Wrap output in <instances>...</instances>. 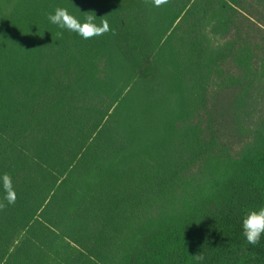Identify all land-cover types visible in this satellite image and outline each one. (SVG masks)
<instances>
[{
	"label": "trees",
	"instance_id": "obj_1",
	"mask_svg": "<svg viewBox=\"0 0 264 264\" xmlns=\"http://www.w3.org/2000/svg\"><path fill=\"white\" fill-rule=\"evenodd\" d=\"M16 5L0 6V177L17 197L0 264H264V236L242 234L264 207V0ZM57 7L115 35L58 36Z\"/></svg>",
	"mask_w": 264,
	"mask_h": 264
},
{
	"label": "clouds",
	"instance_id": "obj_2",
	"mask_svg": "<svg viewBox=\"0 0 264 264\" xmlns=\"http://www.w3.org/2000/svg\"><path fill=\"white\" fill-rule=\"evenodd\" d=\"M145 3H150L152 6L159 8L168 4L169 0H145ZM92 13L86 14L83 21H81L70 14L66 8L57 7L54 12L47 14V19L51 24L62 30L57 33L58 36L63 35V30L73 32L83 40L104 36L109 32L115 35L106 19L101 20L97 24V17ZM0 181H2L4 191V196L0 199V211H2L8 206L14 205L17 197L9 174H3L0 177ZM242 234L249 245L256 246L260 243L261 237L264 236V207H260L258 210H251L243 217ZM197 259L203 260L204 257L199 255Z\"/></svg>",
	"mask_w": 264,
	"mask_h": 264
},
{
	"label": "rangeland",
	"instance_id": "obj_3",
	"mask_svg": "<svg viewBox=\"0 0 264 264\" xmlns=\"http://www.w3.org/2000/svg\"><path fill=\"white\" fill-rule=\"evenodd\" d=\"M15 4H17L16 6H22V9L17 10V14H27L29 7L32 6H34V9L38 7L39 13H41V6H56L57 0H0V6H15ZM9 12L12 13V9H9ZM12 14H15V11ZM23 18L24 16H22V20ZM167 18L168 16L166 15L165 19ZM151 121H158V118Z\"/></svg>",
	"mask_w": 264,
	"mask_h": 264
}]
</instances>
